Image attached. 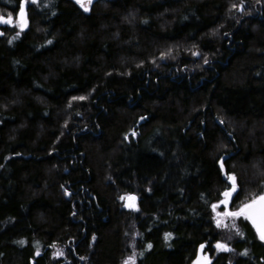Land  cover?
Wrapping results in <instances>:
<instances>
[{
	"label": "trees",
	"instance_id": "trees-1",
	"mask_svg": "<svg viewBox=\"0 0 264 264\" xmlns=\"http://www.w3.org/2000/svg\"><path fill=\"white\" fill-rule=\"evenodd\" d=\"M245 1L36 0L18 36L0 23V264H193L201 245L264 264L246 219L217 248L211 213L228 171L231 206L264 192V0Z\"/></svg>",
	"mask_w": 264,
	"mask_h": 264
},
{
	"label": "snow or ice",
	"instance_id": "snow-or-ice-1",
	"mask_svg": "<svg viewBox=\"0 0 264 264\" xmlns=\"http://www.w3.org/2000/svg\"><path fill=\"white\" fill-rule=\"evenodd\" d=\"M32 2L35 3L36 0H32ZM77 3L81 4V6L85 9V11H87L88 4L91 3V0H87V3H85V0H77ZM233 7H236V5H233ZM19 15H20L19 26L21 27V29H23L24 27L27 26L26 13L23 5L20 6ZM0 21H4L9 24L13 23L12 13H8V17L6 21L4 20L3 16H0ZM18 35L19 33H17V36ZM9 43H11V40H9ZM141 119H143V117ZM220 167L221 169H224L225 167L223 158H221L220 160ZM226 175L228 180L231 181V186L223 191L222 195L224 199L219 201L220 204H224L225 206L229 204L231 198L233 197V193L237 192V189L239 187L235 173L228 171L226 172ZM262 184H264V181H262ZM132 199H135V197H132ZM212 207L215 210L217 208V204L214 203ZM218 216L231 217L232 218L231 227L235 229L236 232L240 235H243V232L237 226L236 218L243 217L244 219L251 221L252 224L256 227L257 233L259 235V239L264 240V192L260 193L259 195H253V197L251 199H247L246 202H241L234 210L226 209L224 212L218 213ZM216 223L217 226H222L223 224L222 219H217ZM170 235H171L170 233L165 234L166 238ZM216 246L217 248L228 247L227 244H222L220 241H217ZM148 247L150 248L151 244H149ZM203 247L204 245H201V248ZM131 259L132 258L130 257L129 260ZM125 264H128V260L125 261Z\"/></svg>",
	"mask_w": 264,
	"mask_h": 264
},
{
	"label": "rangeland",
	"instance_id": "rangeland-1",
	"mask_svg": "<svg viewBox=\"0 0 264 264\" xmlns=\"http://www.w3.org/2000/svg\"><path fill=\"white\" fill-rule=\"evenodd\" d=\"M30 2L32 3V0L23 1V6H26L27 3H30ZM242 5L244 6V8L240 9L241 12H244V10L246 8H247L246 10L250 11V9H251L250 5H248V7L245 6V5H247V2L245 0H241V6ZM17 11H18L17 14L15 16H12L13 23L11 24L13 26V28H14V32L15 33H19V32H21L22 30H24L26 28V27H24L23 29H21V27L19 26V22H20V15H19L20 8ZM129 199H130V201L128 200V203L131 205L133 203V199H131L130 197H129ZM223 199H224V197L222 195L221 199H219V200H217V201H215V202H213L211 204V213H212V217H213V220L215 221V223H216L217 219H222L223 224H222V226H219V228L222 229L221 231L223 232L224 239L222 240L221 243L222 244H227V242L230 241L237 232H236L235 229H233L231 227L232 218L231 217H220V216H218V213H222L226 209L227 210H234L242 201L234 203V206H231L232 204L229 202V204L227 206H225L224 204H220L219 203V201H221ZM214 203L217 204V208L215 210L212 207V205ZM241 218L244 219L243 217L236 218V224H237V220L241 219ZM216 225H217V223H216ZM224 225H226V226H224ZM228 247H229V245H228ZM54 254H55V257H58V255H60L61 252L58 253L57 250H56L54 252ZM205 258L210 260L209 254L207 252H204L203 248L200 247L198 252H197V255H196L195 259H194L193 264H203V263H200V259H205Z\"/></svg>",
	"mask_w": 264,
	"mask_h": 264
},
{
	"label": "water",
	"instance_id": "water-1",
	"mask_svg": "<svg viewBox=\"0 0 264 264\" xmlns=\"http://www.w3.org/2000/svg\"><path fill=\"white\" fill-rule=\"evenodd\" d=\"M76 3H77V0H74ZM93 1H95V0H91V3L93 2ZM85 2H87V0H85ZM5 21L7 20V19H4ZM1 22H4V21H0V23ZM6 23V22H5ZM7 25H10L9 23H6ZM234 194V193H233ZM249 221V220H248ZM250 222V224L253 226V228L255 229V232H256V234H258L257 233V230H256V227L252 224V222L251 221H249ZM258 237H259V235H258ZM264 241V240H263ZM208 261V259H206V261L205 262H207Z\"/></svg>",
	"mask_w": 264,
	"mask_h": 264
},
{
	"label": "bare ground",
	"instance_id": "bare-ground-1",
	"mask_svg": "<svg viewBox=\"0 0 264 264\" xmlns=\"http://www.w3.org/2000/svg\"><path fill=\"white\" fill-rule=\"evenodd\" d=\"M206 259H207V258H205V259H202V260H201V263H204V262L206 261Z\"/></svg>",
	"mask_w": 264,
	"mask_h": 264
},
{
	"label": "flooded vegetation",
	"instance_id": "flooded-vegetation-1",
	"mask_svg": "<svg viewBox=\"0 0 264 264\" xmlns=\"http://www.w3.org/2000/svg\"><path fill=\"white\" fill-rule=\"evenodd\" d=\"M201 260H202V259H200V263H201Z\"/></svg>",
	"mask_w": 264,
	"mask_h": 264
}]
</instances>
